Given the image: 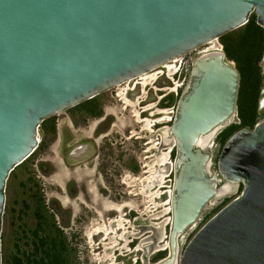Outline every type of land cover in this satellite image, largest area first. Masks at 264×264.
I'll use <instances>...</instances> for the list:
<instances>
[{
  "label": "water",
  "instance_id": "obj_1",
  "mask_svg": "<svg viewBox=\"0 0 264 264\" xmlns=\"http://www.w3.org/2000/svg\"><path fill=\"white\" fill-rule=\"evenodd\" d=\"M254 13L264 28V0H0V264L7 183L38 148L42 123L216 42ZM241 81L222 49L191 66L162 131L177 155L169 254L154 264H264V121L226 141L216 171L210 150L237 115ZM89 150L75 146L69 157ZM241 182L183 249L206 206Z\"/></svg>",
  "mask_w": 264,
  "mask_h": 264
},
{
  "label": "rangeland",
  "instance_id": "obj_2",
  "mask_svg": "<svg viewBox=\"0 0 264 264\" xmlns=\"http://www.w3.org/2000/svg\"><path fill=\"white\" fill-rule=\"evenodd\" d=\"M216 49H222L226 53L225 45L223 43L222 38H220L216 42L206 44L200 47L199 49L194 50L189 54L178 58L176 61L173 60V62L170 63V65H175L178 68V72L176 75L169 74L172 78V81H175L177 84H179L177 100H179L180 93L182 92L189 79L191 66L194 60L200 55ZM263 55L257 61V66L261 72V83L259 85L260 92L257 99L258 114L256 116L255 125L253 127L248 126L251 129H253L258 123L264 121V106H259L260 102L264 98V94H262L261 92V90L264 88V73L262 69ZM227 58L238 68L239 63L236 59H234L233 57L231 58L228 55ZM164 69L165 68L163 65V67L155 70L151 74L155 73L156 75V73L161 72ZM248 71L249 76H247L246 74L247 79L246 81H244L247 83H245L246 87L248 85L247 81H249L251 85L254 84V82L256 81V70L254 65H251V67L248 68ZM173 76L175 78L174 80ZM241 76L243 81V75L241 74ZM137 81L143 82L141 76L138 77V79L133 81L131 84L130 82H126L121 86H117L105 93L96 96L92 100L86 101L83 104L75 106L56 116H53L50 119L46 120L44 123H42L39 130L38 148L30 158H28L23 164L18 166L12 172L7 183L6 208L2 232L3 264H5V262L7 264V262H9L10 260L12 261L15 257L22 255L23 251H30L35 246L37 237L35 236L34 232L36 230H38L40 236L47 235L49 237L48 242H51L52 238L57 235L56 233L58 232V229L62 231L63 236L65 237L64 240L67 243L68 247L71 249L70 254L68 256V264H110L112 262L109 259H102V262H100L101 259L98 260V258L103 257L107 253V251L111 252V249L105 250L104 247H101V250L97 246L89 247L85 243L88 238L84 235V232H88V229L94 225L95 220H100V216L93 215L91 217V222L93 223H87V227L83 228L80 231V223L78 220L80 214H78L79 212L75 210L74 201H72L71 204L68 201L64 206L60 200V194H62V191L60 190L59 183H61L64 176L68 175V179L70 176L73 175V173H64L60 169L62 158L61 136L64 132L69 134V139L65 147L63 148L66 150L74 148L81 141H84V144H89L90 158L92 159H98L97 153L95 152L97 150H104L106 148L105 143H107V147L109 148V155L107 158L114 161L135 160L147 162L149 161V159L153 158H147V155L153 156L154 154L155 156V154L157 155L158 151L161 150L165 153L169 152L170 156V150H172L171 160L170 157H168L166 163L160 166L163 167L162 170H165L166 168V173L169 175L173 167V161L175 158L173 143L163 145V143L165 142L163 138L164 135L162 131H158L157 135L160 138V140H158V142L160 141V145H158L155 142V140L157 141V136H151L150 131L148 129L142 131V128L144 127V122L138 121L136 116V113L138 111H141L140 102L145 99L147 95L151 96H149L148 99L150 100L148 101L153 102L155 100L154 95L158 92L157 88H159L158 86H160L158 84L165 80L162 78L161 80L157 81V84H153V82L149 81L150 84H146L145 87L141 84L136 88V90L129 92L127 97L132 100V102H135L136 105L132 104L131 106L127 107V105L124 104V100L121 97V93H123L124 91L125 94L127 88L130 85L134 86L135 82ZM152 86H154V90H150ZM162 103L164 102L162 101ZM91 107H97V111H99L98 116H102L101 118L104 119L102 122H100V117H91ZM163 108H165V110L167 111H170L168 110L169 108L165 103L163 105ZM152 113H154V110L151 111V114ZM165 116H167V118L161 120L155 128L154 126H152V129H157V127L162 128L165 125L170 126L171 121L169 116L171 115L169 113L162 114L158 119ZM145 118L152 119L153 117L146 115ZM154 122L155 121H153V123ZM240 123L241 118L238 101L237 115L227 127L223 128L217 134L210 147V150L214 155L213 171L217 170L218 158L225 145V143H222L221 133L231 125ZM95 128L99 129V131L105 128L109 129V132L111 131L112 134L109 135L108 138L100 137V141L96 143L91 138H88V135H91L95 131ZM131 131L137 132L134 133L138 134L136 138L131 137ZM139 135L141 137L138 139L137 137ZM106 139H110V141ZM149 141L153 142L148 144ZM152 145H154L155 147L151 148ZM156 147H158V149ZM160 175H162L163 177V183L161 185V188L156 191L152 190V186L154 185V183L151 185L150 190L149 184L151 183H148L147 180H143L144 192L146 194V197L143 200L146 212L144 217L145 219H147V224L149 221L162 222L166 218H169L171 216L170 212L165 211L166 208L170 207V196L168 194H165V190L169 187L170 181H168L169 178L165 179V173H161ZM239 194V183H237L233 192L222 197H218L214 199L213 202L209 203L203 211L201 220L195 226L189 229L183 237V249L193 237V235L206 221H208L222 207H224L229 201L234 199ZM160 195V200L156 202L155 198L159 197ZM114 201L117 203H121L124 200L119 198L118 200ZM153 205L156 207L159 206L158 208L162 211L159 215L160 218L156 216H150V214L148 213L149 209ZM114 207V209H117L121 207V205H114ZM120 213H122V211H120ZM41 216L43 218H41ZM109 216L113 218H116L117 216L119 217L113 219L110 222L109 226L105 224L98 225L97 227H95L94 230L92 229L90 231L103 230L105 232L109 231L110 233V231H113V227L115 229L118 228L119 223L115 221L124 220L125 223V219L123 218L122 214L116 215L115 212ZM41 222L43 224L42 227H40ZM170 227L171 222L165 225V236L164 238L160 239V245H164L165 242L168 241ZM116 231L117 230H115L111 235H114ZM145 233L148 234L149 230L147 229ZM81 234L83 236L82 238L79 237ZM76 237H79V240H77L78 238ZM80 240L83 241L82 244L81 242H79ZM77 243H79L80 245H78ZM148 243L149 242H146L145 244ZM113 251L114 252L112 256L115 257V264H125L131 256L136 258V254H139L141 258H144V262L145 260H147V262H149L150 264H154L166 258L169 254V249L166 247L156 249L151 248L150 246H146L142 249L141 252H135L132 255L130 253H132L133 250L130 248L119 249L118 247V249Z\"/></svg>",
  "mask_w": 264,
  "mask_h": 264
},
{
  "label": "flooded vegetation",
  "instance_id": "obj_3",
  "mask_svg": "<svg viewBox=\"0 0 264 264\" xmlns=\"http://www.w3.org/2000/svg\"><path fill=\"white\" fill-rule=\"evenodd\" d=\"M164 68L166 69L167 67L165 66ZM165 69L161 72L156 73L155 77H153L154 80L155 79L157 80L155 81L151 80L153 84L154 83L157 84V81L161 80L162 78L165 81H162L158 84L160 86H158L159 88H157L158 92L154 95L155 100L153 102L148 101L150 100L148 99L150 95H147L146 98L140 102L141 103L140 104V109H141L140 115L142 116L143 119H145L146 115L150 116V113L152 110H146V107L151 103L155 102L157 109H162L165 103L167 107L169 108L168 110H170L168 111V113L171 115L169 116V118L172 124V121L176 115V110H177L178 87H177V83L175 81H172V78L169 75L168 68L166 70ZM155 70L151 71V73L154 72ZM177 72H175L173 75H176ZM136 79L129 81L130 84ZM174 79L175 78L173 76V80ZM141 84L143 85L142 81H137L135 82L134 86L130 85L127 88V91L125 94L128 95L129 92L136 90V88L140 86ZM162 87H165V89ZM154 89H155L154 86H152L150 90H154ZM162 101L164 103H162ZM262 105L264 106V98L260 102L259 106H262ZM91 108H92V110L90 111L91 117H95V118L102 117V116H98L99 111H97V107H91ZM155 108H154V115H151V117H153L152 119L155 120V122L152 125L154 126V128L160 122V121H157V119L162 115V113L156 112ZM103 120L104 119L101 118L100 122H102ZM166 127H169V125L168 126L165 125L162 128L157 127V129L151 128L152 130L148 129L150 131L151 136L153 137L157 136V141L155 140V142L159 145H160V141L158 142V140H160V138L158 137L157 132L163 131V129ZM143 129L145 130L146 128H143ZM130 133H131L132 138L133 137L136 138V136L138 135V134H134L135 131H131ZM111 134L112 132L111 131L109 132V129L105 128L99 131V129L95 128V131L91 135H88V138H91L92 140H94V142L97 143L100 141V137L108 138V136ZM140 137L141 136L139 135L137 138L139 139ZM68 139H69V134L64 132L63 135L61 136L62 158H61L60 169L64 173H73V175L70 176L68 179H67L68 175L64 176L61 183H59L60 190L63 191L62 194H60L61 195L60 200L64 206L68 201L70 202V204L72 201H74L75 210H77L79 212L78 214H80L78 217V220L80 223L79 230L81 231L83 228L87 227L86 225L87 223L92 221L91 217L93 215L100 216V220L98 221L95 220V223H94L95 226L93 225L91 228H89L88 232L92 229L94 230L95 227H97L98 225L105 224L109 226L110 222L113 219H116L119 217L117 216L116 218H113L109 216L116 212V215L122 214L123 218L125 219V223L128 229L127 244L129 248L133 250L132 253H130L131 255L134 254L135 252L142 251L143 248L138 249L136 251L135 248H137L139 245H142V247L150 246L151 248H156V246L160 245V232H159V224H158L159 222L149 221L147 224V219H145L144 217L146 212H145V205L143 203V200L146 197V194L144 192L143 180H146L145 179L146 176L150 174L147 170L150 169V164L156 155L155 156L153 155L152 156L153 158L149 159V161L147 162H141V161H135V160H128V161L127 160H121V161L116 160L114 161V160H110L107 158L109 155L108 153L109 148L107 147V143H105L106 148L104 150H99V151L97 150L95 152L97 153L98 159L90 158L89 151L82 153L79 157L75 159H71L69 157V152L71 149H68V150L63 149ZM106 140L110 141V139H106ZM84 143H85L84 141H81L76 146L82 145ZM150 143L152 142L149 141L148 144ZM172 143L174 146L173 148H174V155H175L174 156L175 158L173 161V167L168 175L166 173L167 171L166 168L165 170H162L163 167L159 166L157 175H155V178H153L155 179L156 182L152 186L153 191L159 190L161 187H159V184L157 182L158 176H160L161 173H165V179L169 178L168 181H170V185L165 190V194H168L169 196L171 193L170 191L173 190V185H174L175 159L177 155V149H176V145L174 141H172L171 138H170V141L168 142L165 141L163 143V145H168ZM151 147L153 148L155 146L152 145ZM160 151H158L157 154H159ZM171 152L172 150H170V160L172 157ZM147 158H149V156ZM146 163L147 164L150 163V164L146 167L147 165ZM242 189H243V183L241 182L239 183V191L241 192ZM161 195L155 198L156 202L160 200ZM62 197L66 198V202L62 200ZM119 198L123 199L124 201L121 203H117L114 201V200H118ZM114 205H121L123 207L122 213L114 209L115 208ZM154 205L149 209L148 213L150 214V216H154L153 214H156V212L157 213L162 212L158 208L159 206L156 207ZM170 205H171V202H170ZM68 208H72V207H68ZM169 212L171 213V210ZM147 229L149 230L148 234L145 233ZM88 232L85 231L84 235L88 238V240H86L85 243L89 247L93 246V243H94V246L101 248L103 247L104 242L108 243L109 238L104 236V232L101 231L102 233H99V234L95 233V235L92 237L88 236L89 235ZM79 237L82 238L83 237L82 234ZM79 237H76L78 238L77 240H79ZM90 238L92 239V241ZM118 241L120 245H123L126 243V241H124L123 238H120ZM79 242H81V244L83 243L82 240H80ZM146 242H149V243L145 244ZM77 244L80 245L79 243ZM140 263L144 264V258H141L139 254H136V258L131 256L125 264H140Z\"/></svg>",
  "mask_w": 264,
  "mask_h": 264
},
{
  "label": "trees",
  "instance_id": "obj_4",
  "mask_svg": "<svg viewBox=\"0 0 264 264\" xmlns=\"http://www.w3.org/2000/svg\"><path fill=\"white\" fill-rule=\"evenodd\" d=\"M256 19L257 16L254 13L248 24L222 37L227 55L238 61L239 71L243 75L239 99L241 123L231 125L221 133L222 143H226L239 129L255 125L258 114L257 99L261 83V72L257 66V61L264 53V28L257 24ZM251 65H254L256 70V81L252 85L247 81L246 87L247 83L244 81L247 79L246 74L249 76L248 68ZM41 218L43 217L41 216ZM42 226L41 222L40 227ZM34 234L37 237L35 246L30 251H23L22 255L15 257L7 264H68L71 249L65 242L61 230L58 229L57 235L52 238L51 242H48L49 237L47 235L40 236L38 230Z\"/></svg>",
  "mask_w": 264,
  "mask_h": 264
},
{
  "label": "bare ground",
  "instance_id": "obj_5",
  "mask_svg": "<svg viewBox=\"0 0 264 264\" xmlns=\"http://www.w3.org/2000/svg\"><path fill=\"white\" fill-rule=\"evenodd\" d=\"M177 59H175L174 61H176ZM173 62V61H172ZM172 62H170V63H172ZM170 63H167L166 65H164V67L166 66L167 68H169V74H174L175 72H177V70H178V68L175 66V65H170ZM153 77H155V73L154 74H151V72H148V73H145V74H143V75H141V78L144 80L142 83H143V86L145 87L146 86V84H149L150 82L149 81H151V80H154L153 79ZM151 78V79H150ZM155 80H157V79H155ZM154 80V81H155ZM155 84V83H154ZM121 86V85H120ZM179 86V84H177V87ZM147 89V88H146ZM165 89V88H164ZM173 89V88H172ZM168 90H169V88H168ZM176 90V89H175ZM174 91V90H173ZM146 94V93H145ZM143 95H144V93H143ZM121 97H122V99L124 100V104H126L127 106H131L132 104L133 105H136L135 104V102H132V100H130L128 97H127V95L126 94H124V91H123V93H121ZM142 98V97H141ZM140 98V99H141ZM139 100V99H138ZM138 103H139V101H138ZM156 107V104L155 103H153V104H150L147 108H146V110H154V108ZM156 109V112H158V113H162V114H166V113H168V111L167 110H165V109H157V107L155 108ZM151 115H154V113H150V116ZM136 116H137V120L138 121H143L144 122V127L143 128H146V129H151L152 128V125H153V121H155V120H152V119H150V118H145V119H142V116L140 115V112L138 111L137 113H136ZM167 118V116H165V117H162V118H160V119H158L157 121H161V120H164V119H166ZM95 127V126H94ZM142 128V129H143ZM145 129V130H146ZM144 130V129H143ZM152 130V129H151ZM135 133H137V132H135ZM140 134V133H139ZM173 141V140H172ZM151 142V141H150ZM153 142V141H152ZM155 143V142H154ZM159 145V144H158ZM152 148V147H151ZM154 148V147H153ZM157 149H158V147H156ZM150 151V150H149ZM154 155V154H153ZM156 155V154H155ZM147 157H148V155H147ZM150 157V156H149ZM151 157H152V155H151ZM150 157V158H151ZM168 157H170L169 156V152H163V151H160V153L159 154H157L156 156H155V158L153 159V161L151 162V164H150V169L149 170H147L150 174L146 177V180H147V182L148 183H151V184H149V189L151 190V185L153 184V183H155L156 181H155V179H153V178H155V175H157L156 174V172H157V168H158V166H161V165H163V164H165L166 163V161H167V159H168ZM147 164V163H146ZM149 164H147L146 165V167L149 165ZM94 172V171H93ZM91 173V172H90ZM76 179H77V177H76ZM157 182H158V184H159V187H161V185H162V183H163V177H162V175H160V176H158V179H157ZM93 183V182H92ZM97 186V185H96ZM157 186V185H156ZM93 189V188H92ZM99 190V189H98ZM97 190V191H98ZM63 192V191H62ZM99 192V191H98ZM97 192V193H98ZM100 194V193H99ZM98 194V195H99ZM97 195V194H96ZM101 195V194H100ZM171 197H172V190H171V193H170V202H171ZM62 200L64 201V202H66V198H63L62 197ZM170 204V203H169ZM124 205H126V204H124ZM122 206L121 207H119V208H117L116 210H118V211H122ZM171 210V205H170V207L169 208H166L165 209V211L166 212H169ZM161 214V212L160 213H157L156 212V214H153L154 216H156V217H159V215ZM162 216V215H161ZM164 216V215H163ZM160 218V217H159ZM170 220H171V217H169V218H166L164 221H162V222H159L158 224H159V232H160V239H162V238H164V236H165V232H164V227H165V225H167L169 222H170ZM115 222H118L119 224H118V228H114L113 227V231H110V233H109V231H103V230H95V231H90L88 234V236L89 237H92V236H94L95 235V233L97 234H99V233H102V232H104V236L105 237H108L109 238V240H108V243H105L104 241V244H103V247L105 248V250H107V249H111L112 251L111 252H108L107 251V253L103 256V257H99L98 258V260L99 259H101L100 260V262H102V259H109V260H111L112 262L110 263V264H115V257L114 256H112V254H113V250H116V249H118V247H119V249L121 248V249H125V248H129V246H128V244H127V242H128V235H127V232H128V229H127V225L124 223V220H122V221H119V220H117V221H115ZM157 224V223H156ZM115 230H117L116 232H115V234L114 235H111ZM102 231V232H101ZM133 231V230H132ZM121 232V233H120ZM131 233H133V232H131ZM129 234V233H128ZM142 236V235H141ZM118 237H119V239L120 238H123L124 239V241H126V243L125 244H123V245H120L119 244V239H118ZM129 238H131V237H129ZM140 238V237H139ZM91 239V238H90ZM105 240V239H104ZM91 241H92V239H91ZM102 242V241H101ZM100 242V243H101ZM167 242V241H166ZM166 242H165V244L164 245H158V246H156V249H159V248H161V247H165V245H166ZM99 244V243H98ZM93 246H94V243H93ZM102 247V248H103ZM141 248H144V247H142V245H139L138 247H137V249L136 250H138V249H141ZM99 249H101V248H99ZM99 249H97V250H99ZM95 250V249H94ZM102 250V249H101ZM123 254V253H122ZM95 259V258H94Z\"/></svg>",
  "mask_w": 264,
  "mask_h": 264
}]
</instances>
